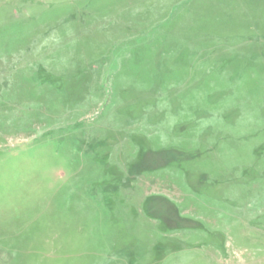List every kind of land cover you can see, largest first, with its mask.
I'll use <instances>...</instances> for the list:
<instances>
[{"label": "rangeland", "instance_id": "374dc122", "mask_svg": "<svg viewBox=\"0 0 264 264\" xmlns=\"http://www.w3.org/2000/svg\"><path fill=\"white\" fill-rule=\"evenodd\" d=\"M0 264H264V0H0Z\"/></svg>", "mask_w": 264, "mask_h": 264}]
</instances>
